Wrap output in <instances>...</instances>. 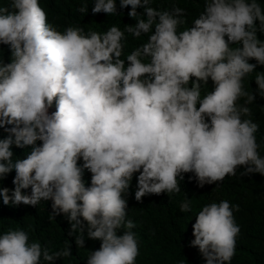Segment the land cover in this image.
Listing matches in <instances>:
<instances>
[{
    "label": "clouds",
    "instance_id": "1",
    "mask_svg": "<svg viewBox=\"0 0 264 264\" xmlns=\"http://www.w3.org/2000/svg\"><path fill=\"white\" fill-rule=\"evenodd\" d=\"M153 2L119 0L121 9L131 6L127 15L136 23L104 33L58 31L39 0L0 7V45L10 52L9 62L0 59V129L8 133L0 139V181L15 172L14 189L0 188V198L13 207L52 201L49 218L64 214L69 236L79 233L78 246L85 230L101 242L87 264H136V225L126 219L125 198L136 174L139 203L179 193L186 173L200 188L219 185L240 167V176L264 177L259 126L243 118L255 100L244 89L253 72L264 98V72L255 71L264 67L257 35H264V8L258 0H203L192 26L178 31L185 10L160 11ZM92 5L93 14H118L116 0ZM87 10L86 3L78 9ZM125 32L148 40L121 59ZM13 145L31 151L13 159ZM190 203L180 211H191ZM239 234L229 201L212 202L195 217L190 247L206 264H230ZM69 256L70 246L50 252L19 228L0 234V264H54Z\"/></svg>",
    "mask_w": 264,
    "mask_h": 264
},
{
    "label": "trees",
    "instance_id": "2",
    "mask_svg": "<svg viewBox=\"0 0 264 264\" xmlns=\"http://www.w3.org/2000/svg\"><path fill=\"white\" fill-rule=\"evenodd\" d=\"M258 2L264 8V0H258ZM85 3L88 10L86 13H80L78 9ZM39 4L47 14L48 23L61 32L72 26L83 29L85 33L89 31L104 33L114 25L124 31L126 25L131 26L136 23L127 15L131 6L121 9L119 0H116L118 14L111 16L104 13L93 14L92 0H39ZM150 6L160 11L171 10L174 6L183 8L187 23L178 31L191 27L192 21L204 10L203 0H154ZM0 7L11 10L10 0H0ZM137 11L142 14L144 10L139 8ZM257 35L259 39L264 40V35L260 33ZM147 40V35L135 38L125 32L124 56L121 59ZM0 50H2L0 59L4 58L5 63L9 62L8 47L0 45ZM249 62L256 63L254 60ZM255 71L264 72V67L258 66ZM255 75L256 73L253 72L244 80L245 91L252 92L255 100L248 105L251 116L243 118L251 119L258 124L256 138L257 143L260 144V154L264 156V98L257 92ZM208 88L205 91L211 90V81ZM239 103L242 104L243 100ZM7 135L4 129H0V139L6 138ZM37 143L39 145L40 142ZM12 151L13 159H23L31 148H17L13 145ZM78 163L82 165L83 161ZM243 171L245 169L240 167L237 169L236 176L226 177L219 185H205L203 188L198 187L192 173H186L184 179L180 181L179 193L170 196L167 193L146 196L142 203L134 198L138 174L134 175L129 195L125 198L128 200L126 219L132 220L136 225L132 229L139 244L136 264H206L199 250L190 247V242L194 240L192 225L204 205L212 202L219 203L222 200L229 201L233 206L235 222L240 227L235 255L230 264H264V177L258 173L240 176ZM14 176L13 171L0 181V188L9 189V194L14 189L12 183ZM83 179L86 186H90L91 173L85 170ZM24 191L30 194L31 190ZM186 199L191 201V211L182 213L180 204ZM51 205L52 201H42L36 207L23 204L13 207L4 205L0 198V234L9 229H22L28 233L29 242L38 241L50 252L62 251L70 246L71 256L57 259L54 264H87L91 251L98 250L101 242L88 239L85 230L84 247L78 246L75 238L79 233L69 236L71 225L64 214L61 213L54 219L49 218L52 214ZM236 205H239V211L235 210ZM122 234L118 232V235Z\"/></svg>",
    "mask_w": 264,
    "mask_h": 264
},
{
    "label": "rangeland",
    "instance_id": "3",
    "mask_svg": "<svg viewBox=\"0 0 264 264\" xmlns=\"http://www.w3.org/2000/svg\"><path fill=\"white\" fill-rule=\"evenodd\" d=\"M53 110H54V107H53V109L51 111H53Z\"/></svg>",
    "mask_w": 264,
    "mask_h": 264
},
{
    "label": "bare ground",
    "instance_id": "4",
    "mask_svg": "<svg viewBox=\"0 0 264 264\" xmlns=\"http://www.w3.org/2000/svg\"><path fill=\"white\" fill-rule=\"evenodd\" d=\"M51 111V110H50Z\"/></svg>",
    "mask_w": 264,
    "mask_h": 264
}]
</instances>
